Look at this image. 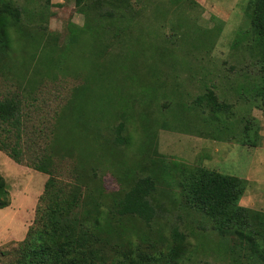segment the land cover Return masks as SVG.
Segmentation results:
<instances>
[{"label":"rangeland","instance_id":"rangeland-1","mask_svg":"<svg viewBox=\"0 0 264 264\" xmlns=\"http://www.w3.org/2000/svg\"><path fill=\"white\" fill-rule=\"evenodd\" d=\"M14 1L22 10L26 36L15 34L17 46L9 61L10 70L0 71V101L15 96L22 101L23 130L20 138H12V143H20L23 163H16L0 151V175L5 177L11 195L10 206L0 210V252L22 242L36 220L49 176L29 167L35 159L52 154L55 178L75 184L81 172L77 157L88 156L103 171L98 179L105 193L122 188L106 137L112 121L131 103L136 104L132 110L135 118L127 125L134 145L122 148L127 154L116 158V166L119 158L120 164L129 166L139 144L146 150L151 147L149 157L165 159L168 166L200 165L246 179L248 187L241 205L264 212V107L249 106L240 87L246 76L255 79L258 66L244 53L249 41L234 44L239 31L247 29L245 13L251 0H150L149 16L134 35L109 49L104 33L97 31L69 42L74 26L87 24L75 0ZM158 2L164 9L153 13ZM188 24L214 35L209 49L199 52L196 48L201 46L200 41L181 34ZM40 35V48L55 41L58 51L33 49V40ZM36 69L39 76H48L35 77ZM80 85L82 93L67 108L74 89ZM208 89L234 104L240 116H247L248 109L258 120L262 135L258 147L215 140L209 134L212 130L200 120L203 112L196 114L189 109ZM149 101L154 102L147 108ZM147 115L158 121L151 130L152 142L143 133ZM208 115L205 112L202 116ZM58 128L76 157L57 143ZM147 165L137 170L138 177L150 175L152 165ZM172 181L166 176L158 178L156 203L159 212L165 210L161 215L169 222L168 228L179 225L189 235L192 246L199 247L189 263L231 264L232 258L217 249L220 239L210 222L201 215L188 214ZM164 191L172 197H166ZM126 225L143 228L131 220ZM169 232L167 229L166 234ZM7 261V257H0V264Z\"/></svg>","mask_w":264,"mask_h":264},{"label":"trees","instance_id":"trees-1","mask_svg":"<svg viewBox=\"0 0 264 264\" xmlns=\"http://www.w3.org/2000/svg\"><path fill=\"white\" fill-rule=\"evenodd\" d=\"M75 1L86 16L87 24L84 27L74 26V35L72 32L69 42L74 38L75 43L81 36L97 31L100 35L104 33L107 49L119 47L125 39L132 37L142 20L149 16L150 10L147 11L150 0ZM158 9H164L162 2L154 6L153 13ZM245 15L247 29L239 31L234 44L237 46L245 40L250 42L243 50L255 60L258 71L255 79L250 80L246 76L245 81L240 83L241 93L249 106L262 109L264 0H251ZM207 33L210 32L197 30L188 24L181 34L200 41L201 46H197L196 50L202 52L209 49L214 38V35ZM15 34L19 38L26 36L22 26V10L14 0H0V71L10 70L9 61L17 46ZM42 39L41 35L35 38L32 48L41 49L40 52L44 53L48 50L58 51L55 41L40 48ZM34 76L41 78L48 75L39 76L36 69ZM82 91V85L74 89L67 108L74 105ZM153 102H147L146 107L150 108ZM134 107L136 104L131 103L116 116L108 128L107 134L110 135L106 134V142L114 154V169L122 183L118 192L105 193L98 179L103 171L96 163H91L92 158L88 156L77 157L81 172L79 170L75 184L55 178L53 166L56 163L52 154L39 157L29 165L49 178L40 198L36 220L25 239L11 250H1L0 257L8 258L5 264H190L199 247L192 246L189 235L179 225L168 228L169 222L164 221L165 217L161 215L165 210L158 211L155 198L157 181L164 176L173 180L179 201L188 214L201 215L210 222L213 232L220 239L217 249L227 258H232L231 264H264V212L241 205L248 187L246 179L200 165L171 167L165 159L149 157L147 152L151 151V147L146 150L140 144L133 160L130 158L129 166L120 164L121 158L116 166V158L127 154L122 148L134 142L127 125L135 118L132 112ZM189 109L196 114L203 112L202 115L208 112L207 117L200 114V120L212 130L209 134L215 140L232 141L248 147L260 145L262 135L258 120L249 114L248 109L247 116H240L234 104L214 90L208 89L198 96ZM146 118L143 133L147 141L152 142L151 130L158 121L151 120L148 115ZM117 121L119 123L115 125ZM22 130L21 99L15 96L0 101V151L18 164L23 163L19 157L20 143H12V138H20ZM57 130V143L61 149L68 155H74L71 144L60 137V128ZM147 163L152 165L148 169L150 175L138 177L137 170L146 169ZM163 194L172 197V193L167 191ZM10 204L9 185L0 175V210L8 208ZM130 220L143 228H129L126 222ZM167 229L169 234H166Z\"/></svg>","mask_w":264,"mask_h":264}]
</instances>
